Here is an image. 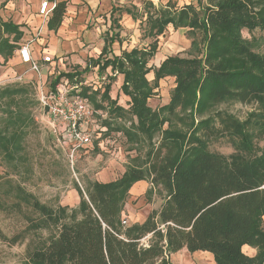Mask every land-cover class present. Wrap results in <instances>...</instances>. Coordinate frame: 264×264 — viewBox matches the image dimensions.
<instances>
[{"label": "trees", "instance_id": "1", "mask_svg": "<svg viewBox=\"0 0 264 264\" xmlns=\"http://www.w3.org/2000/svg\"><path fill=\"white\" fill-rule=\"evenodd\" d=\"M125 10L143 24V37L151 42L109 57V46L119 36L114 32L90 61L99 73L110 67L109 80L122 76L119 90L127 97L126 107L110 97V81L101 101L96 99L99 91L88 94L87 87L81 95L96 110H107L106 131L98 140L106 143L121 133L142 147L138 162L129 163L112 181L87 180L83 188L74 183L79 195L74 208L41 203L12 178L1 176L0 209L17 215L22 225L9 236L0 230V244H24L23 264H171L169 256L183 248L209 252L212 264H264V0H196V5L181 6L169 0L160 7L146 1L142 13ZM64 11L65 3L56 2L48 28L60 24ZM168 25L186 29L196 55L167 56L149 66L157 37ZM257 29L260 40L242 35ZM20 38L19 26L0 18L4 61L13 56ZM82 72H60L50 85L61 77L76 80ZM165 77L174 78L169 100L153 109L148 100ZM32 95L28 85L0 89V155L13 167L28 160L22 156L23 139L33 120L22 105ZM229 103L250 110L240 119L219 109ZM126 117L128 125L117 123ZM217 140L226 141L232 152L211 150ZM141 180L150 185L146 193L162 195V202L142 222L123 225L129 190ZM244 245L256 254L247 256Z\"/></svg>", "mask_w": 264, "mask_h": 264}, {"label": "rangeland", "instance_id": "2", "mask_svg": "<svg viewBox=\"0 0 264 264\" xmlns=\"http://www.w3.org/2000/svg\"><path fill=\"white\" fill-rule=\"evenodd\" d=\"M8 0H1L0 2V17L2 19H10L8 15H16L25 11L23 0H10L13 4L12 14L10 7H7ZM142 1V0H141ZM189 0H182L180 3H187ZM196 5V0H190V2ZM165 0H159L156 7L164 5ZM179 3V4H180ZM135 9L141 10V3L137 2ZM126 4L123 5V7ZM120 8V7H119ZM118 8V9H119ZM7 12V13H6ZM115 17L120 20L118 15L124 14L122 11H116ZM9 17V18H8ZM100 19V37L103 38L105 30H102L101 24H104L103 19L106 17L104 14L99 16ZM110 24V23H109ZM119 24V23H118ZM120 25V24H119ZM143 24L135 23L133 29H130L125 35L122 36V42L120 44L114 43L111 46V52L120 54L123 48L132 47H145L150 38L143 37ZM169 27V28H168ZM165 32L158 36V49L157 55L152 58L148 65L155 66L159 64L163 56L178 55L182 57H190L196 55L190 47L191 38L187 36L186 30H172L168 26ZM88 28H92L88 25ZM105 29V27H104ZM112 31H118V27L112 25ZM121 31V29H119ZM180 33V34H178ZM242 35L245 38H250L252 35L258 39L261 37L262 32L260 30H254L253 32L242 31ZM260 40V39H259ZM88 46V47H87ZM88 55H97L96 47L94 45L87 44L86 47ZM78 61V60H77ZM75 63V62H74ZM86 64L82 59L80 64H74L75 69L82 68ZM73 65V64H72ZM80 65V66H79ZM95 67H90L82 74L83 81L90 83L92 87H96L97 101L100 100V93L104 86L110 81L109 95L117 94V103L126 107V98L119 91V85L122 81V76L116 74L113 80H109L111 72L109 69L101 73L95 71ZM43 70L39 76L34 75L30 69L25 66H20L17 61L9 59L6 62H2L0 59V89L9 85H28L30 86L33 95L30 102H25L24 106H27V111L30 112L33 122L25 130V136L23 139L22 156L27 157V161L19 160L17 167H13L12 164L6 163L0 155V177L8 176L18 183L25 191L33 194L41 203H44L53 208L61 205L74 208L78 205L79 195L74 188V183H77L80 187H85L87 180L105 181L118 178L125 167L132 162H138L136 159L137 154H141L142 150L138 146L131 145L122 137L121 133L117 137H108V144L104 146V150H101L97 144L100 140L96 139V136L92 137L93 148L80 149L73 158L69 156L68 145L69 141L64 140L60 136L53 135L49 130L46 116L40 111L37 102L38 84L46 79L49 81L51 76L48 75V71ZM46 73V75H44ZM96 73V74H95ZM21 74V80H13V78ZM147 79L152 81L153 73L147 74ZM90 86V87H91ZM174 86V78L165 77L159 81L158 88L155 96L148 100V105L155 109L163 104H166L169 100V95ZM102 104H105L104 102ZM4 108V102L0 101V113ZM219 109H225L228 112L236 115L240 119L250 110L248 105H242L239 103L222 104ZM105 112L104 110H101ZM130 122L127 117L121 121L117 120V123H125L128 125ZM104 121L101 120L100 124L103 125ZM112 123L117 125L116 121L112 120ZM165 127V125H164ZM111 134H108L110 136ZM106 138V137H105ZM103 138V139H105ZM106 145V144H105ZM210 149L223 154H229L232 152L231 146L224 140H217L213 142ZM144 151V150H143ZM101 174H108L105 178H99ZM150 187V185H149ZM3 190L0 188V196L3 195ZM147 190V189H146ZM162 202V195L155 193L154 191L148 195L146 191L143 194L131 197L128 195L123 211L125 212L124 219L125 225L132 223H140L151 210H157ZM128 210V212H127ZM264 222V218H263ZM22 222L19 217L8 210L0 209V230L7 236L14 233ZM148 237L142 239V243H147ZM24 249L25 245H15L12 247H5L0 244V264H23L24 261ZM243 252L248 253L247 248L242 249ZM199 254H192L185 252H179L169 256L171 264H210L213 261V256L206 251H198ZM207 253L210 259H206Z\"/></svg>", "mask_w": 264, "mask_h": 264}, {"label": "crops", "instance_id": "3", "mask_svg": "<svg viewBox=\"0 0 264 264\" xmlns=\"http://www.w3.org/2000/svg\"><path fill=\"white\" fill-rule=\"evenodd\" d=\"M41 1L42 0H23V3H24L23 5H24V8L26 10L21 12V13L13 12L12 11L13 10V4L11 3L10 0L7 1V7L11 8L10 10L12 11V14H14V13H17V14L16 15L15 14L14 15H11V14L8 15L10 17V19H2L1 17L0 18L3 21H11L12 23L18 25L19 31L21 32V38H20L19 42L17 43V47L13 53V56L11 57L12 60H14L15 62L17 61V63L20 66H25L26 68L30 69L29 64L22 63L20 61L19 54H18L19 45L28 42L31 57L38 64V66L41 68V72H42V69L43 70L45 69L48 71V65H49L48 62H44L42 60L43 56L52 57L53 58L52 64L57 62L58 64H57L56 68L62 70L63 72H75V71H83L84 72L85 71L84 68L86 67V65L89 68L95 67L96 68L95 71L99 72L98 65L93 66L90 59L96 60L98 58V56L101 53V50L104 46L105 39L107 37H109L112 33H114L112 31V25L113 24H114V26H115V24L118 25L115 27H118V31H116V32L119 33V36H118V40H115L109 46V50H110L109 57L112 54L120 55L122 51H130L133 48H138V47H132L130 49L123 48L122 51L120 52V54H116V53L111 52V46L114 43L120 44L122 42V36L125 35L130 29H133L136 22L139 23V20L138 19L134 20L133 17L131 16V14H129L125 9H128L130 11H134V12L138 11V13H142L138 9H135L136 5H138V4H136L137 2L141 3V10H143V3L144 2L151 1L153 3V5L156 6V4L159 0H142V1L141 0H50L51 2L55 1V4H56V2H64L65 3V11L63 13L62 20H61L60 24L54 29L48 28V20L51 16L52 10L50 11L49 15L46 18H43L38 12ZM168 1L169 0H165L164 5ZM171 1L175 2L177 6H181L183 4H188V3L194 4L193 1L190 2V0L187 3H180L182 0H171ZM0 2H1V0H0ZM124 4H126V6L123 7ZM164 5H160V6H164ZM116 11H122L124 13V14L118 15V17H120V20H118L117 17H115L114 13ZM101 14H104V16L106 17L105 19H103L104 24H101V28H103L102 30H105V35L103 38L100 37V26H99V24L101 23L100 22L101 18L99 16ZM88 25H91L92 28L89 29ZM168 26H170L172 28V30H176L177 32H180V30H186L185 28L174 29L171 25H168ZM39 27H41V28L38 30ZM104 27H105V29H104ZM119 29H121V31H119ZM165 30H164V32H165ZM178 34H180V33H178ZM9 38L11 40L12 35ZM157 39H158V37H157ZM87 44H89L90 46L94 45L96 47V51H98V54L96 56L95 55H88V53H87L88 51L85 48ZM139 48H141V47H139ZM157 54L158 53L156 52L155 55H157ZM168 56H172V55H168ZM165 57H167V56H163L161 61ZM0 59L2 60V62H6V61H4V59L1 56H0ZM82 59L85 60L86 64L82 68L78 67L75 69V66L77 64H80ZM160 62H159V64H160ZM74 64H76V65H74ZM159 64H157L155 66H158ZM49 66H51V65H49ZM107 69L110 70V67H107L104 71H106ZM31 72L34 75H36L33 71H31ZM110 72H111V70H110ZM44 75H46V73H44ZM64 78H67L69 80V81H67V83H68L69 87L71 88V91H70L71 94L77 93L78 95H81V91H82L83 87L89 88V90L87 92L88 94H90L91 92L97 91L96 87H92L90 85V83H87L86 81L82 80V78H84L83 74H81L79 77H76V80H73V81H71L68 77H64ZM170 78H172V77H170ZM120 85H119V87H120ZM82 97H84V96H82ZM110 97L112 99L117 97L116 92H115V96L110 95ZM124 97L127 100V97L126 96H124ZM84 98H87L88 102L96 110V108L90 102L88 97L85 96ZM97 111H101V110L97 109ZM102 113L107 115V110H105V112L102 111ZM99 176H100L99 178H105L106 176H108V174H101ZM97 181H99V179H97ZM108 181H112V180H108ZM108 181H105V179H102L100 182H108ZM148 188H149L148 182L143 181V180L138 181V182L134 183L132 185V187L130 188L129 195L131 197H133L134 195L139 196V195L143 194L144 191H146V189H148ZM127 212H128V210H127ZM147 214H146V216H147ZM122 216H123V218L125 217L124 211H122ZM243 248H247L248 253H245V251H244V253L249 257H252L256 254L255 248L245 246V245L242 247V249ZM185 251H187V250L183 248L180 251L173 253V254H177L179 252L183 253ZM173 254H171V255H173ZM192 254H199V253H198V251H196V252H193ZM206 259H210V256L208 253L206 255ZM212 263H213V261L210 262V264H212Z\"/></svg>", "mask_w": 264, "mask_h": 264}, {"label": "built area", "instance_id": "4", "mask_svg": "<svg viewBox=\"0 0 264 264\" xmlns=\"http://www.w3.org/2000/svg\"><path fill=\"white\" fill-rule=\"evenodd\" d=\"M54 6L55 1L42 0L38 12L43 18H46ZM18 54L20 61L29 64L30 70L40 77L41 68L32 59L28 42L19 45ZM42 60L51 65H48V75L51 77L63 72L56 68L57 62L52 64V57L43 56ZM21 78L22 75L18 74L13 79L21 80ZM67 81H69L67 78L61 77L55 85H50V80L44 79L38 84L37 100L40 111L46 116L50 132L60 136L64 143H66L65 140L70 142L68 145L69 156L73 158L80 149L85 148L89 151L90 148H93L92 137L96 136L98 139L105 133L106 127L100 124V121L106 117V114L95 110L87 98L77 93L71 94V88ZM106 143L100 141L98 147L104 150V146H107ZM121 223L125 225L126 220L122 218Z\"/></svg>", "mask_w": 264, "mask_h": 264}]
</instances>
